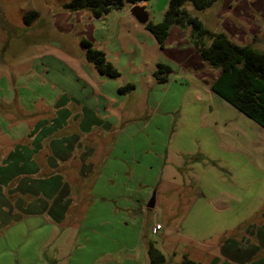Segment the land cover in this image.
<instances>
[{"label":"rangeland","instance_id":"rangeland-1","mask_svg":"<svg viewBox=\"0 0 264 264\" xmlns=\"http://www.w3.org/2000/svg\"><path fill=\"white\" fill-rule=\"evenodd\" d=\"M69 1L0 0V264H154L151 248L162 264H264V129L211 91L215 70L164 51L188 48L187 32L161 49L129 5L95 18ZM141 3L158 23L169 0ZM186 8L264 51V0ZM65 180V212L44 214Z\"/></svg>","mask_w":264,"mask_h":264},{"label":"trees","instance_id":"trees-1","mask_svg":"<svg viewBox=\"0 0 264 264\" xmlns=\"http://www.w3.org/2000/svg\"><path fill=\"white\" fill-rule=\"evenodd\" d=\"M141 1L70 0L66 7L71 11L89 10L93 17L100 18L112 10L126 5L131 7ZM219 1L169 0L162 21L154 23L149 20L144 26L154 35L161 49L166 47L173 27L187 32L188 43L196 50L203 63L217 72L209 82L211 91L264 129V51H258L249 44L237 43L225 32L210 31L199 17L186 8V4L191 3L196 10L203 11ZM83 45L87 48V59L95 64L100 73L119 76L117 68L107 59L104 51L94 48L89 40H84ZM172 72L170 65L159 63L154 76L158 82L166 83ZM133 87L129 85L126 88ZM150 253L154 264L166 262L160 250L151 248Z\"/></svg>","mask_w":264,"mask_h":264},{"label":"crops","instance_id":"crops-1","mask_svg":"<svg viewBox=\"0 0 264 264\" xmlns=\"http://www.w3.org/2000/svg\"><path fill=\"white\" fill-rule=\"evenodd\" d=\"M139 5H143V3L139 2L137 3ZM130 11V10H129ZM227 14H230L229 11H226ZM225 15V13L223 14V16ZM222 16V17H223ZM175 29H180L178 27H173L171 32H170V35L166 41V45L168 44L169 45V39L173 33V31ZM181 30V29H180ZM183 31V30H182ZM185 44H188V48L186 49H180V50H177L179 52V54L175 53L176 50H164L165 52H168L169 54H172L171 55V59H173V57L179 55V56H182V60H187L189 62H191L192 64H188L187 67L188 68H196V69H202V67L205 65L203 63V61L201 60L199 54L196 52V50L188 43V41L185 43ZM170 46V45H169ZM174 52V53H173ZM170 58V57H169ZM174 60V59H173ZM217 72H215V75L214 77L216 76ZM213 79V77L207 81V84L209 86V82ZM69 157H71V155H65L64 158H62V160L60 161L63 162V161H66ZM70 159V158H69ZM48 160V159H47ZM50 163H52L51 165L52 166H57L56 164H54L55 162H51L52 160L49 159ZM49 164V163H48ZM58 166H62L61 164L58 165ZM47 189H48V194L50 193V197L48 198V201L47 203L44 205V208L42 210V212L44 214H47L48 216L52 213V210L54 209H58L59 211L57 212V214L59 215H62V213H64L65 211H61L62 210H65V204L63 203L66 198L70 197L71 194H72V182L71 181H63L61 182L59 185L56 184L54 181L51 182L49 185H47ZM16 194V193H15ZM18 195V194H17ZM70 208V207H68ZM221 254H222V251H221ZM214 259H216L214 261ZM211 263L212 264H235L233 263L231 260H229L227 257H225L223 254L222 255H219L217 257H214L213 258V262L211 260Z\"/></svg>","mask_w":264,"mask_h":264},{"label":"water","instance_id":"water-1","mask_svg":"<svg viewBox=\"0 0 264 264\" xmlns=\"http://www.w3.org/2000/svg\"><path fill=\"white\" fill-rule=\"evenodd\" d=\"M131 14L141 24H146L149 21V15L143 5L135 4L130 7ZM155 196L153 195L147 204V207L153 209L155 207Z\"/></svg>","mask_w":264,"mask_h":264},{"label":"built area","instance_id":"built-area-1","mask_svg":"<svg viewBox=\"0 0 264 264\" xmlns=\"http://www.w3.org/2000/svg\"><path fill=\"white\" fill-rule=\"evenodd\" d=\"M161 228L160 224H157L156 227H154V231H158Z\"/></svg>","mask_w":264,"mask_h":264}]
</instances>
